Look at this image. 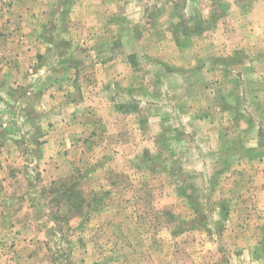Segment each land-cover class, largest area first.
<instances>
[{"label": "rangeland", "instance_id": "rangeland-1", "mask_svg": "<svg viewBox=\"0 0 264 264\" xmlns=\"http://www.w3.org/2000/svg\"><path fill=\"white\" fill-rule=\"evenodd\" d=\"M0 264H264V0H0Z\"/></svg>", "mask_w": 264, "mask_h": 264}]
</instances>
